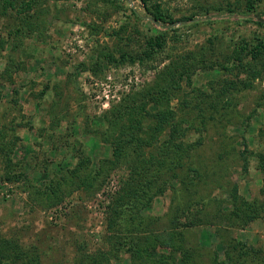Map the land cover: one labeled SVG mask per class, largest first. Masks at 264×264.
<instances>
[{"label":"rangeland","instance_id":"1","mask_svg":"<svg viewBox=\"0 0 264 264\" xmlns=\"http://www.w3.org/2000/svg\"><path fill=\"white\" fill-rule=\"evenodd\" d=\"M256 45L264 0H0V264H149L182 226L192 262L231 238L264 260ZM76 164L87 189L54 180Z\"/></svg>","mask_w":264,"mask_h":264},{"label":"trees","instance_id":"2","mask_svg":"<svg viewBox=\"0 0 264 264\" xmlns=\"http://www.w3.org/2000/svg\"><path fill=\"white\" fill-rule=\"evenodd\" d=\"M140 1L144 2L145 0H140ZM153 19L156 22H158L163 18L160 15L155 14L153 16ZM150 41H148L149 44H151ZM3 45H4V43H3ZM249 53H250L249 56L251 57V59H255L261 53H264V48H261L260 45H256L253 47L252 50H250ZM120 58H121L120 61H124V59H125L124 55H122ZM128 61H130V60H128ZM236 61L238 63H240L241 57L236 55ZM79 66H80L79 67L80 69H84L82 64ZM149 90H150V92H149ZM164 92H165L164 88L162 89V91H161V89L159 91V93L162 94V97H163ZM155 93L157 94V91H154L152 89H148L143 94V97H144V99L151 98V100L156 101L155 100L156 99ZM13 94L17 95L18 92L15 91ZM126 108H128V107H126ZM144 113H146L145 109L140 110L139 116L140 117L144 116ZM153 117H156V115L154 114ZM201 122L203 123L202 117H201ZM126 128L129 129V126ZM138 143H139V145L143 144L142 141H138ZM147 144H149V143H147ZM242 152H244V151H242ZM115 153L117 155V151H115ZM81 163H83V159H81ZM6 166H7L6 168L9 167L8 165H6ZM176 167L180 168L181 164L176 163ZM77 169H79L78 164H76L75 167L71 170H69L67 168V169L62 171V173L60 174V176L58 178L54 177V180H59L61 182H65L67 184H73L76 189H79L82 186H84V188L87 189L89 187L87 183H90L89 177H87V176L84 177L86 179L85 182H80V178L78 177V178H76L77 181L75 180V183H74L75 177H74V172H72V171L76 172ZM13 178H16V177H13ZM49 185L52 186V183ZM235 191L236 190L234 187V188H232V190L229 194L230 195V205L233 209L232 214L235 215L238 223L240 222V224H247V222H251L255 218L256 213L253 214L254 211L252 210L250 203L248 201L242 199V198L239 199L238 196L235 194ZM43 193H46V192H43ZM186 209L183 210V213H182L183 216L187 217V215H191L194 213L193 208L190 209L187 206ZM123 210L124 209H120V210L116 211L112 208V210L110 211V215H109L111 219H108L109 220L108 228L112 227V225L115 227V224H114L115 218H121L122 216L129 215L126 211H123ZM116 216H118V217H116ZM191 224L192 225L194 224L193 220H191V222L187 224L188 228H189L188 230L192 229ZM183 229H185V226H182V230ZM182 230L180 228L179 231L173 232L172 234L167 233V234H164L159 239L153 238L150 242L148 241L147 246L151 247L150 245H155L156 248H158L160 250L159 257L153 258V256H152L153 252L149 251V249H148L149 247H146V248L137 247L134 250L140 251L141 254L146 255L144 257H145V260H147L149 262V264H192V263L198 264V262L195 260H193V262H192V255H190V253L188 252V249L190 248L189 241L186 240L182 236L183 235ZM184 244L187 246L186 250L183 248ZM224 244H225L224 245L225 250L223 252V259L220 260V256L218 255V252L216 251L217 253L216 254L214 253V256L212 255L211 261H209L210 264H253L252 262L254 260H255V264H264L263 259H259L258 256L257 257L255 256V254H256L255 250L253 248L247 249L243 243L239 244L238 242L234 241L231 238L228 241H226ZM132 247H134V246L132 245ZM12 252L13 251L10 250V253H12ZM16 255H17L16 252H13L12 254H10V256H16ZM29 257H31V256H29ZM12 260H15V258H13ZM96 263H99V261L96 260L94 257L92 260V264H96ZM11 264H14V261ZM21 264H38L37 263V257L34 259L32 256L31 258H28L26 261H23Z\"/></svg>","mask_w":264,"mask_h":264}]
</instances>
